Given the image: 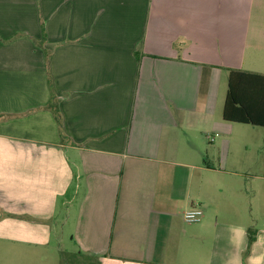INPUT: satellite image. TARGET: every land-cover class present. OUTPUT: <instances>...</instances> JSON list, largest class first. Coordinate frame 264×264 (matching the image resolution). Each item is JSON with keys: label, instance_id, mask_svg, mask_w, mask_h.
I'll list each match as a JSON object with an SVG mask.
<instances>
[{"label": "crops", "instance_id": "0c3cea01", "mask_svg": "<svg viewBox=\"0 0 264 264\" xmlns=\"http://www.w3.org/2000/svg\"><path fill=\"white\" fill-rule=\"evenodd\" d=\"M232 70L264 75V0H0V264H264Z\"/></svg>", "mask_w": 264, "mask_h": 264}, {"label": "trees", "instance_id": "16d2710c", "mask_svg": "<svg viewBox=\"0 0 264 264\" xmlns=\"http://www.w3.org/2000/svg\"><path fill=\"white\" fill-rule=\"evenodd\" d=\"M57 119L59 110L51 106ZM228 122L264 127V75L232 70L223 108ZM253 240V235L250 236Z\"/></svg>", "mask_w": 264, "mask_h": 264}, {"label": "rangeland", "instance_id": "374dc122", "mask_svg": "<svg viewBox=\"0 0 264 264\" xmlns=\"http://www.w3.org/2000/svg\"><path fill=\"white\" fill-rule=\"evenodd\" d=\"M36 45L44 49V51L46 50L45 44L36 42ZM227 89H228V81L227 78H225V80L223 79L221 81V84L219 85L218 117L220 118H221V111L223 109ZM233 135L239 137L240 139H242L244 143L249 145L250 151L249 154L247 155L249 159V163L252 167L257 168L258 164L255 163V158L256 156H258L259 151L262 150L264 146V127H255L253 125H245V124H234ZM244 153L245 151L242 148H240V154L243 155ZM13 243L15 242L0 239V246L10 245ZM52 244L57 245V241L55 238L53 239ZM68 244L71 245V247H74L75 245V243L72 242L69 238H66L62 244L63 245L62 247L65 249L66 245ZM72 249L74 250V248ZM60 258H63L62 264H84L86 261L85 258L78 259L75 253H67L65 250L64 252L60 253Z\"/></svg>", "mask_w": 264, "mask_h": 264}, {"label": "built area", "instance_id": "2783aa9c", "mask_svg": "<svg viewBox=\"0 0 264 264\" xmlns=\"http://www.w3.org/2000/svg\"><path fill=\"white\" fill-rule=\"evenodd\" d=\"M210 140H213L214 137L209 136ZM203 209L200 206H193L184 213V220L187 223H199L203 218Z\"/></svg>", "mask_w": 264, "mask_h": 264}]
</instances>
